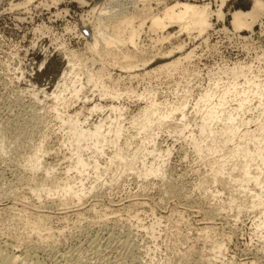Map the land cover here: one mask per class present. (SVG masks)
<instances>
[{"label":"rangeland","instance_id":"obj_1","mask_svg":"<svg viewBox=\"0 0 264 264\" xmlns=\"http://www.w3.org/2000/svg\"><path fill=\"white\" fill-rule=\"evenodd\" d=\"M143 1L0 0V252L4 251L0 254L19 255L22 260L15 264H23V258L24 264H77L78 257L85 264L115 260V264H264V238L253 233L257 213L249 210L235 218V211L220 213L218 208V215L214 210L216 215H207L206 208L217 207L195 189L198 174L205 170L203 161L196 159L181 137L167 132L158 136V145L169 148L171 155L163 157V173L149 177L145 184L110 165L102 180L87 182L86 187L91 184L95 190L81 201L69 195L49 198L43 191L45 186L59 189L76 184L81 176L62 174L72 160L56 138L63 113L40 104L32 88L40 101L45 98L40 90H55L67 68L61 46L83 48L79 32L90 30L87 15L96 18L102 7L110 13L130 10L133 4L142 7ZM165 1L169 2L146 0V8L155 12ZM191 1L210 3L213 12L220 4L219 0ZM252 1L226 0L223 20L211 17L212 26L205 34L194 38V33L189 37L175 33L161 48L183 41L185 50L195 51L193 62L202 72L236 60L264 69V13L252 31H235L230 24V12L248 11ZM166 30L178 29L171 25ZM153 36L147 29L140 36L139 43L147 51L158 46ZM150 61L154 66L164 60L155 56ZM151 82L160 97L169 94L171 83ZM193 87L192 93L197 92L198 86ZM35 153L38 159L33 158ZM50 168L56 169L55 175ZM115 172L117 177L112 176ZM62 200L63 206L59 205ZM36 211L41 216L32 213ZM205 226L209 229H202ZM120 257H125L123 262Z\"/></svg>","mask_w":264,"mask_h":264},{"label":"bare ground","instance_id":"obj_2","mask_svg":"<svg viewBox=\"0 0 264 264\" xmlns=\"http://www.w3.org/2000/svg\"><path fill=\"white\" fill-rule=\"evenodd\" d=\"M225 1L219 0L214 12L210 3L191 0L165 1L154 12L146 8L144 0L142 7H133L132 2L130 10L121 8L110 13L102 7L96 18L87 15L90 30L84 28L79 32L84 39L83 48L61 46L67 68L57 80L55 90H40L45 97L40 101L38 91L32 88L33 97L40 104L46 103L63 113L56 138L72 160L62 174L81 176L78 183L61 185L59 189L43 187L47 197L69 195L81 201L95 190L91 184L86 187L87 182L92 178L102 180L110 165L145 184L149 177L163 173V157L171 155L169 148L164 150L158 145V136L167 132L181 137L196 159L203 161L205 170L198 174L195 189L209 205L217 207L206 208L205 213L212 217L218 208L220 213L233 210L236 213L232 216L236 214L238 218L245 211L256 212L253 233L264 238V69L236 60L207 67L202 72V67L193 62L195 51L185 50L183 41L165 49L160 46L175 33L188 37L193 33V37L205 34L212 26L211 17L223 20ZM263 13L264 2L253 0L248 11L230 12L231 27L235 31H252ZM171 25L178 30L168 32L166 28ZM146 29L154 34L151 40L158 44L152 51L139 43ZM155 56L164 61L152 66L150 60ZM152 80L171 83L169 94L160 97ZM194 85L199 89L192 93ZM133 111L136 113L127 122ZM51 172L55 175L56 169ZM117 173L111 174L117 177ZM223 193L225 196L221 197ZM65 203L62 200L59 205ZM37 212L32 213L39 215ZM125 257H120L121 262ZM20 258L0 254L2 264H15ZM78 259L77 264H85Z\"/></svg>","mask_w":264,"mask_h":264}]
</instances>
